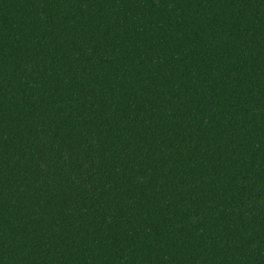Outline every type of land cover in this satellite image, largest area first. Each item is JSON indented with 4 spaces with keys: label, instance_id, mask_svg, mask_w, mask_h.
Listing matches in <instances>:
<instances>
[{
    "label": "trees",
    "instance_id": "16d2710c",
    "mask_svg": "<svg viewBox=\"0 0 264 264\" xmlns=\"http://www.w3.org/2000/svg\"><path fill=\"white\" fill-rule=\"evenodd\" d=\"M0 264H264V0H0Z\"/></svg>",
    "mask_w": 264,
    "mask_h": 264
}]
</instances>
